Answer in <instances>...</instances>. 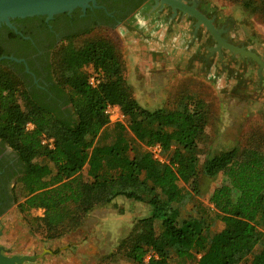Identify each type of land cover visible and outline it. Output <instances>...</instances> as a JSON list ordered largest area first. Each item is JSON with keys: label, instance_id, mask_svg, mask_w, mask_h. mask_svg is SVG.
Here are the masks:
<instances>
[{"label": "trees", "instance_id": "16d2710c", "mask_svg": "<svg viewBox=\"0 0 264 264\" xmlns=\"http://www.w3.org/2000/svg\"><path fill=\"white\" fill-rule=\"evenodd\" d=\"M259 11L264 0H248V12ZM59 60L54 73L70 106L63 112L24 91L17 94L21 82L0 64V140L25 162L17 181L24 197L20 213L42 209L34 222L58 230L78 213L124 197L150 209L130 240L127 255L135 264H264V157L252 150L238 162L233 149L204 160L203 175L222 173L239 192L233 201L229 187L213 191L209 202L223 227L212 233L205 215L181 217L187 194L178 187L180 181L195 191L204 104L193 102L190 108L182 97L173 110L142 107L122 75L121 58L105 39L80 46L70 41ZM86 66L100 78L96 88L88 84ZM108 105L119 107L124 123L109 122ZM27 124L33 128L27 130ZM99 136L111 142L97 145ZM44 137L52 139L51 147L41 143ZM155 144L164 163L146 149Z\"/></svg>", "mask_w": 264, "mask_h": 264}, {"label": "rangeland", "instance_id": "374dc122", "mask_svg": "<svg viewBox=\"0 0 264 264\" xmlns=\"http://www.w3.org/2000/svg\"><path fill=\"white\" fill-rule=\"evenodd\" d=\"M200 1L206 11L217 16L218 22L227 24L230 43L255 53L264 62V11L248 12V0ZM172 27L151 30L146 26L141 35L95 28L72 36L55 52L54 70L59 73L63 45L72 41L80 46L86 41L105 39L113 44L121 58L122 75L142 107L173 110L182 97V103L190 108L193 102L204 104L206 124L198 140L195 191L180 181L178 187L187 194L180 206L181 217L205 215L213 233L223 227L218 211L209 202L213 191L227 186L233 201L239 197V192L222 173L214 178L203 175L201 165L207 157L233 149L238 162L245 160L252 150L264 157V70L252 59L224 48L220 50V57L214 54L209 58L207 49L212 48L215 41L203 27L197 30L195 39L191 23H182L179 31L176 24ZM170 44L178 46L177 50L168 48ZM185 49L189 52V65L182 66L186 62L180 55L186 54ZM84 71L92 72L90 66ZM110 142L103 136L96 140L97 145ZM35 162L46 161L35 159ZM83 175L86 177V170ZM20 189L17 182L16 205L3 217L0 244L18 256L31 257L45 252L34 263L24 264H135L127 252L130 240L140 232L139 221L150 216L146 204L117 197L87 213H78L61 229L45 230L34 222L43 216L42 209L18 211V204L24 200ZM259 250L257 246L254 252Z\"/></svg>", "mask_w": 264, "mask_h": 264}, {"label": "flooded vegetation", "instance_id": "af4514ba", "mask_svg": "<svg viewBox=\"0 0 264 264\" xmlns=\"http://www.w3.org/2000/svg\"><path fill=\"white\" fill-rule=\"evenodd\" d=\"M180 1L188 7L194 6L206 19L212 20L215 29L220 31L221 38L232 44L227 35V24L218 22L217 16L206 11L200 0ZM196 22L194 17L183 14L178 9L174 14L171 7L165 3L161 4V0H158L157 4L155 0H100L96 3V8L90 6L85 11L75 9L70 14L57 15L49 21L45 17L14 19L11 20L14 29L0 24V58H2L0 64L21 82L22 87L16 92L17 94L21 95L24 91L28 96L50 103L58 108L57 111L63 112L70 106L65 103L66 95L59 88L54 73L53 57L65 39L86 34L95 28L141 35L146 26L155 28L154 26L158 25L159 28L168 29L167 27L171 28L176 24L178 26L176 31H179L182 23H191V34L195 39L197 30L200 27L205 29L203 25L196 28ZM171 30H174V27ZM174 33L172 35H175ZM170 46L171 44L167 47ZM172 46L171 49L177 50L178 46L174 44ZM215 47L216 42L212 48ZM185 53L180 56L189 65L190 57L186 49ZM214 54L220 57L217 52L208 51L207 55L210 58ZM24 169L25 162L8 144L0 140V240L3 237V217L16 205V184ZM0 248V253L6 257L18 256L10 253L2 244Z\"/></svg>", "mask_w": 264, "mask_h": 264}, {"label": "water", "instance_id": "95a60500", "mask_svg": "<svg viewBox=\"0 0 264 264\" xmlns=\"http://www.w3.org/2000/svg\"><path fill=\"white\" fill-rule=\"evenodd\" d=\"M100 0H0V24H5L11 29H14L11 24V20L25 19L32 17H45L47 21L52 20L55 16L61 14H70L75 9H81L85 11L86 8L93 6L96 8V3ZM158 0H155V4ZM167 4L171 7L172 12L175 14L176 10H180L183 14H187L194 17L196 22V28L203 25L208 33L212 36L216 42L215 48L208 49L209 53L217 52L220 55L221 48L227 49L234 54H238L241 57H247L255 61L259 65L260 70H264V62L261 58L251 51H247L244 48L234 46L227 43L220 36V31L216 30L212 24V20L206 19L200 12H198L194 6L188 7L180 0H161V4ZM2 58H0L1 60ZM14 60V59H13ZM1 251V248H0ZM45 252L29 256H12L6 257L0 253V264H24L34 263L37 259L42 258Z\"/></svg>", "mask_w": 264, "mask_h": 264}, {"label": "built area", "instance_id": "2783aa9c", "mask_svg": "<svg viewBox=\"0 0 264 264\" xmlns=\"http://www.w3.org/2000/svg\"><path fill=\"white\" fill-rule=\"evenodd\" d=\"M88 84L92 88H96L100 84V78L97 75H94L92 72L89 73ZM105 115L108 117L109 122L114 123H124L125 117L121 113L120 109L116 105H108L105 108ZM33 126L31 124H27L26 129L31 130ZM42 144H48L51 147L52 139H46L45 137L42 139ZM147 151L151 154L152 158L160 163H164L165 159L162 156L161 146L158 144L148 146Z\"/></svg>", "mask_w": 264, "mask_h": 264}, {"label": "crops", "instance_id": "0c3cea01", "mask_svg": "<svg viewBox=\"0 0 264 264\" xmlns=\"http://www.w3.org/2000/svg\"><path fill=\"white\" fill-rule=\"evenodd\" d=\"M139 22H140V21H139ZM141 24H143V23H141ZM154 27L157 28L158 25H155ZM155 28H152L151 30H153V29H155ZM158 28H159V27H158ZM125 34H126V33H125ZM180 58H183V57L180 56ZM185 60H186V59H185ZM185 65H186V63H185L184 65H182V66H185Z\"/></svg>", "mask_w": 264, "mask_h": 264}]
</instances>
